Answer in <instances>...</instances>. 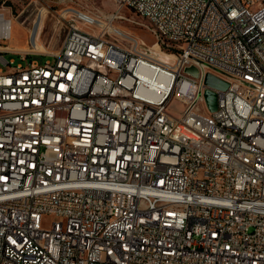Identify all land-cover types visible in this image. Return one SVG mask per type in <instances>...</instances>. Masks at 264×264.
I'll use <instances>...</instances> for the list:
<instances>
[{
  "label": "built area",
  "instance_id": "obj_1",
  "mask_svg": "<svg viewBox=\"0 0 264 264\" xmlns=\"http://www.w3.org/2000/svg\"><path fill=\"white\" fill-rule=\"evenodd\" d=\"M115 1L172 63L81 10L12 48L0 10V264H264V0Z\"/></svg>",
  "mask_w": 264,
  "mask_h": 264
},
{
  "label": "rangeland",
  "instance_id": "obj_2",
  "mask_svg": "<svg viewBox=\"0 0 264 264\" xmlns=\"http://www.w3.org/2000/svg\"><path fill=\"white\" fill-rule=\"evenodd\" d=\"M0 10L5 12L6 16L12 17V36L5 41L12 48L38 51L58 50L68 31L70 16L67 12L81 10L99 19L97 25L91 27V30L96 32L108 30L111 32L106 36L108 39L119 41L127 47L131 46L128 40L136 39L144 42L142 46L144 50L158 59H167L153 50L152 46L157 42L156 37L147 27V19L137 15L130 8L119 7L115 0H0ZM113 15L116 17L114 18ZM35 24L38 27L33 42L31 40ZM115 29L120 35L112 32ZM169 54L172 53L169 51ZM4 56L7 61L14 59L13 65L22 61L18 54L5 52ZM34 57L40 62L53 58L51 55H35ZM174 58L175 56L172 57L173 60ZM7 68V64L0 60V69L7 70ZM208 73L222 79L220 71ZM171 107L179 112L182 110V103L173 100Z\"/></svg>",
  "mask_w": 264,
  "mask_h": 264
},
{
  "label": "water",
  "instance_id": "obj_3",
  "mask_svg": "<svg viewBox=\"0 0 264 264\" xmlns=\"http://www.w3.org/2000/svg\"><path fill=\"white\" fill-rule=\"evenodd\" d=\"M37 24V23H36ZM35 24L34 27V31H33V35L35 34L38 25ZM185 72L193 75L195 77L199 76V69L195 66V65H189L185 68ZM206 83L214 88H218V89H226L229 86V83L221 78H219L218 76L212 74V73H208L206 75ZM206 100L208 103V106L210 108L211 111L216 110L217 108V99H218V94L215 90L213 89H207L206 93Z\"/></svg>",
  "mask_w": 264,
  "mask_h": 264
},
{
  "label": "bare ground",
  "instance_id": "obj_4",
  "mask_svg": "<svg viewBox=\"0 0 264 264\" xmlns=\"http://www.w3.org/2000/svg\"><path fill=\"white\" fill-rule=\"evenodd\" d=\"M34 37V36H33ZM152 48H153V50H155L157 53H158V55H161V56H165L167 59H165V60H161V61H169V63H172L173 62V59H172V57H174L175 56V54L174 53H172V54H169V53H165V52H163L161 49H160V46L158 45V43H155L153 46H152ZM19 50H23V51H25V50H29V49H19ZM171 57V58H170ZM206 75H207V72L205 73V81H206Z\"/></svg>",
  "mask_w": 264,
  "mask_h": 264
}]
</instances>
